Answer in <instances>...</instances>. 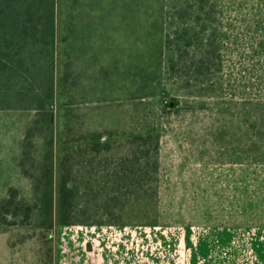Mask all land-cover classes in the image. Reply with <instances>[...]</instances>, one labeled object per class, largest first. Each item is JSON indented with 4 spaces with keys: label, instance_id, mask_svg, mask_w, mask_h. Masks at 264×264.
<instances>
[{
    "label": "rangeland",
    "instance_id": "1",
    "mask_svg": "<svg viewBox=\"0 0 264 264\" xmlns=\"http://www.w3.org/2000/svg\"><path fill=\"white\" fill-rule=\"evenodd\" d=\"M60 4L61 58L70 72L62 100H69L71 133L123 134L106 158L155 157L158 182L144 185V198L125 207L133 215L122 223L45 230L38 210L9 206L6 212L0 205V264H263L264 0ZM47 67V57L33 63L35 87L23 90L25 97L0 89V163L21 152ZM16 79L15 85L22 81ZM171 96L180 103L165 111ZM44 108L53 110L54 103ZM155 123L163 126L158 144L140 145L152 147L142 158L127 134ZM33 131L23 165L40 178L41 125ZM11 169V161L0 166V195L14 179ZM18 178L8 188L25 203L20 198H28L30 181Z\"/></svg>",
    "mask_w": 264,
    "mask_h": 264
},
{
    "label": "trees",
    "instance_id": "2",
    "mask_svg": "<svg viewBox=\"0 0 264 264\" xmlns=\"http://www.w3.org/2000/svg\"><path fill=\"white\" fill-rule=\"evenodd\" d=\"M64 41L60 0H0V89L12 88L14 94L25 97L27 93L22 94L23 90L27 92L35 87L33 63L48 58V67L40 79L41 96L35 100L40 101L39 110H34V118L22 141L20 166L22 173L32 180V198L22 203L17 199L16 190L9 188L8 197L1 200L0 205L6 212L9 206L38 210V225L45 230L57 224L122 223L133 215V211H125V207L144 198V185L158 182L154 176L158 159L141 160L133 154L112 158L109 162L106 152L123 134L117 135L110 128L87 130L77 135L71 133L69 100H62L70 83L69 62L61 58ZM16 75L22 77L17 86ZM171 99L172 104H167L169 108L165 111L172 106L177 108L180 103L176 96ZM46 102H53L54 109L46 110ZM29 107L27 104L21 108ZM165 114L159 112V120L164 119ZM39 125L44 139L40 178L28 173L23 165L27 138ZM162 130L163 126L155 123L144 132L127 135L137 141L143 158L152 147L140 150V145L149 139H154L157 145ZM76 151L81 156L77 159L73 155ZM73 161L78 167L73 166ZM81 193H84V204L78 209ZM90 202L94 206L92 209Z\"/></svg>",
    "mask_w": 264,
    "mask_h": 264
},
{
    "label": "crops",
    "instance_id": "3",
    "mask_svg": "<svg viewBox=\"0 0 264 264\" xmlns=\"http://www.w3.org/2000/svg\"><path fill=\"white\" fill-rule=\"evenodd\" d=\"M29 122H30L29 117H26V121H25V124H24L26 126V128H27ZM22 141L23 140L21 138V140L19 141V149H21V152L19 151V153L18 152H16V153L13 152V153H11L9 155L7 154L6 155V159L4 160L5 162L4 163H0V166H3L7 162L11 161L12 164H13V166H14V169H15V170L14 169H11L12 172H13L14 179L12 180V182H10V183L7 182V183H5L3 185V190H2L3 193L0 195V199L7 198L8 197V194H9V192H8L9 191V188L8 187L10 185H12V184H16L18 182V180H19L18 177H23V178H26V179H28L30 181L29 182L30 193H29L28 198L21 197L20 200L23 201V202H25V203H28V202H30V200L32 198L33 185H32V180L30 179V177L25 176L22 173V169H21V166H20V160H21V156H22ZM19 172H21V176H20ZM7 245H8V243H7ZM263 264H264V262H263Z\"/></svg>",
    "mask_w": 264,
    "mask_h": 264
}]
</instances>
